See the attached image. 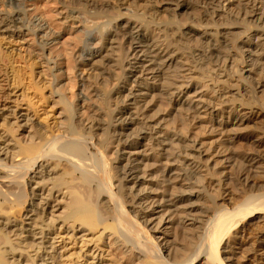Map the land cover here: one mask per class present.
<instances>
[{
    "label": "rangeland",
    "instance_id": "1",
    "mask_svg": "<svg viewBox=\"0 0 264 264\" xmlns=\"http://www.w3.org/2000/svg\"><path fill=\"white\" fill-rule=\"evenodd\" d=\"M245 1L214 0L215 4H211L206 0H0V16L20 12L24 25L21 27L24 34L16 29L11 33L0 32V80H5L1 81L2 85L6 82L0 93L4 95L2 99L6 106L26 114L25 129L31 131L24 133L16 124L9 125L7 120L0 119L1 137L26 144L37 132L46 140L51 134L63 130L60 128L62 125L71 122L75 132L86 138L88 152L95 155L93 148H96L104 154L114 185L120 181L124 161L119 159L126 157L120 153L125 141L130 144L136 142V150L126 151L138 152L135 158L139 162L134 164H139L138 175L147 182L136 186L134 193L158 196L168 191H164V169L169 163L179 164L171 160L174 159L172 151L176 145L155 146L148 137L137 139L141 124L151 123L161 134L197 138L212 151L210 156L195 160L197 177L201 178L203 186L186 180L182 182L178 177L171 181L180 190L200 193L187 201L193 208L190 214L197 219L202 214L208 217L212 211L235 207L248 191L252 194L262 192L257 187L264 183V179L261 180L264 171L261 167L264 165L257 163L255 169L256 164L253 166L255 162L252 163L251 159L256 161L264 157V63H253L251 57L264 54V0H248L259 2L253 13H248L250 8L244 5ZM133 15L143 17L136 23L144 36L155 39V45L160 49L173 51L177 60L161 69L153 79L139 73L135 74L137 77H131L129 72L132 53L124 31L127 23L133 24ZM99 23H107L105 28L113 32V48L102 49L106 43L102 40ZM39 27L47 28L49 35L46 40L40 38L42 32H39ZM87 32H90L88 38ZM42 43H47L44 47L48 48L39 55L38 47L43 46ZM213 48L220 54L211 62L205 55ZM90 49H99L101 54L87 61L85 52ZM180 68L185 70L180 73ZM174 71L179 75L175 77L176 81L167 85L165 78L169 73L174 75ZM188 84L203 89L200 101L191 89L187 90L188 96L181 98ZM146 85L153 88L148 95L141 98L128 96L129 92L136 94ZM212 89L224 91V105L214 98ZM178 99L199 102L206 110L193 115L189 107ZM127 108L134 113L131 115L134 124L116 135L113 131L118 128L114 120L118 117L119 121L124 120L120 110ZM219 109H222L220 115L217 114ZM220 123L227 125L222 127ZM56 162H40L48 163L44 164L45 168L53 172L50 180L39 185L45 192L53 187L52 183L70 181L69 170L63 163ZM140 167L144 168L143 171ZM98 168L99 164L95 168L99 173ZM244 170H252L251 177L254 180L259 178L258 186L253 188L250 183L239 180ZM32 174H26V186L21 189L27 196L29 188L37 182V179L30 178ZM57 187L54 189H59ZM29 199L30 196L24 201L29 202ZM55 199L58 202L60 196H55ZM129 200H126V208L131 209ZM104 201L99 197L95 204L106 213L109 210ZM24 205L23 209H10L12 217L20 220V215L28 209ZM43 207V204L37 205L36 211L43 213L44 224L58 219L60 209L49 215L45 211L49 210ZM166 215L165 211L157 212L139 221L152 222L147 229L156 243L164 246V240H167L180 248L181 242L175 239V235L176 228L180 226L177 220H183L184 215L171 216L167 223L162 224ZM110 222L104 220L93 228L77 222L89 229L86 236L73 231L72 235L71 232L60 233L55 243L60 254L54 264H135L131 263L137 262L135 255L130 251L122 253L107 237L108 229L102 230L104 224ZM258 225L255 230L237 231L230 247L224 253L220 250L221 256L226 258L225 264H260L259 258L264 254L257 251V243L263 230ZM171 243H166V246ZM93 250V255H97L94 260L90 257Z\"/></svg>",
    "mask_w": 264,
    "mask_h": 264
},
{
    "label": "bare ground",
    "instance_id": "2",
    "mask_svg": "<svg viewBox=\"0 0 264 264\" xmlns=\"http://www.w3.org/2000/svg\"><path fill=\"white\" fill-rule=\"evenodd\" d=\"M201 1L204 2L205 0ZM206 1H209L211 4L214 3V0ZM12 2L14 3V1ZM249 2L246 0L244 5L250 8L248 13H253L254 10H257L256 8H258L259 2ZM10 14V16H0V32L11 33L16 29L18 32L24 34L21 30V27L24 26L21 20V13L10 12ZM141 18L143 20V17H140V15L134 16L133 24L127 23L124 31L130 41L132 53L131 61L128 63L129 72L130 74L132 73L131 77H137L135 74L139 73L148 75L153 79L159 75L162 71L161 69L168 67L171 63H176L177 60L174 57L175 54H173V51L160 49L155 45V39L150 40L144 36L137 24ZM37 25L39 26V23ZM97 25L101 28L102 40H105L106 43V45L102 46V49L113 48L114 34L110 28H105L107 23H99ZM41 27L38 29L39 32H42L40 38L45 39L49 33L46 31L47 28ZM89 34L90 32H87V38ZM42 44L43 46L38 47L39 55L48 48L44 47L47 43ZM85 53L87 61L101 54L99 49H90ZM219 54L220 52L216 48H213L208 51L205 57L213 62L212 59L217 58ZM261 56H252V62L259 64L262 61L264 63V54ZM87 61L83 64L86 65ZM183 70L185 69L180 68L178 71L181 73ZM178 71H174V75L171 73L167 74L165 78L167 85L173 83L175 77L179 75ZM3 80H0V89L2 86L5 87L4 84L6 82L3 85L1 84ZM152 89V87L147 86L138 89L136 94L129 92L128 96H131V98L134 96L141 98L148 95V91ZM185 89L186 91L182 92L181 98L188 96V89L193 90L195 98L199 97L197 101H200V97L204 95L203 89H199L196 85L188 84ZM211 91L214 94V98L224 105V91L213 89ZM3 96L0 93V119L7 120L6 123H9V125L16 124L18 127H21V131L24 133H31L29 129H25L28 121L26 114L6 106L2 99ZM178 101L188 106V109L191 110L193 115H200L206 110L199 102L192 103L182 101L181 99H178ZM221 111L222 109H219L217 114L220 115L219 112ZM120 113L125 118L119 121L120 117H118L114 120L115 127L118 128L117 131H113L116 135L120 134L123 129H126V126L134 124L131 117L134 113L130 112L128 108L120 110ZM10 119L13 121H8ZM68 121L71 120L68 118ZM150 124H141L137 139L148 137L155 146L176 145V148L172 151L174 159L171 160L179 164L176 166V164L169 163L168 168L164 169L166 182L164 191L166 189L168 191L158 196L150 195L146 192L141 193L135 191L134 193L136 186L147 182L146 179L144 180V178H141L142 176L138 175L139 164H134L139 162L135 158L138 152L134 150L126 151V149H135L136 142L130 144L125 141L124 148L121 152L119 151L121 155L126 157L119 159V161L124 162L121 164L122 166L120 165V181L114 185L111 182L113 180L110 174L111 168L104 154L96 148H93V151L96 152L95 155L88 152L86 138L75 132L74 127L71 126V122L62 125L60 128L63 130L51 134L46 140L40 138L37 132H34L31 136L29 135L31 139L26 144L12 142L9 138L1 137V133L0 264H54L59 258L57 255L60 254L57 249L58 247L55 246L56 239L59 238L60 233L71 232L72 235L73 231L74 233L86 236V232L88 233L89 229L84 228L83 225L77 222L85 223L90 228H93L96 224L103 223L104 220L111 222L104 224L102 230L106 231L108 229L110 233L107 234V237L113 240V244H116V247L122 253L130 251L135 255L137 262L135 260L131 262L135 264L140 262L152 264H193L197 261H201L199 264H225L226 258L221 256L220 250L224 253L225 249L230 247V242L235 238L237 231L246 232L248 230H255L259 228H256L258 224L263 231L257 243V251L264 254V183L258 186L259 178L258 180H254L250 174L252 170H249L250 172L244 170V173L242 172L239 176V180L246 184L250 183V187L257 185V188L263 191L260 193L257 192L258 194H252L248 191L249 193H245L243 201L236 204L235 207L212 211L208 217L202 214L197 219L190 214L193 208L187 204V201L193 197H198L200 193L180 190L171 181L178 177L182 182L186 180L189 183H198L203 186L204 183L201 178L197 177L198 164L195 160L210 156L212 151L209 147H204V143L197 138H184L177 134L171 135L170 133L161 134L154 124ZM225 125L227 123L219 124L222 127ZM5 131L10 132L7 129ZM88 156L91 158L90 161L88 160ZM117 156L119 157V155ZM144 159L150 160L148 158ZM189 159L192 162H188ZM245 159L247 163V158ZM251 160L252 163L255 162L253 166L256 164L255 169L258 166L257 163H263L264 165V157L256 161ZM41 161H48V163L50 161H57L61 164L63 163L69 170V176H71L69 183L62 181L58 184L52 183L53 187L46 192L45 189H40L39 185L50 180V176L53 173L50 172L52 169L45 168V165L48 163L42 164L40 163ZM86 161H89L91 165ZM94 161L99 164V173L95 169L97 164ZM119 168L118 170L120 171ZM261 168V170H264V167ZM142 169L140 171H143ZM31 172L33 174L30 178H34V181L37 179V182H34L33 186L35 187L29 186L30 193H28V196H30V201L26 202L24 199L26 200L28 196L21 189L26 186H24L26 174ZM147 174L149 173L147 172ZM175 174L177 176L174 177ZM262 175L261 180L264 179V171ZM56 186L59 189H54ZM24 192L27 193L25 190ZM55 196H60L59 203L56 201ZM99 197L107 203V210L109 211L106 213L102 212L97 204H95V199ZM127 199H130L129 205L131 209L126 208ZM24 204L28 206V209L23 210L24 212L19 217L20 220L12 217L10 209L15 207L23 209L21 207ZM39 204L45 206L43 209L49 210V212L45 210L49 215H51L50 213L52 211L54 212L60 209L58 219H49L51 223L47 222L44 224L42 218L43 213L36 211L37 205L39 206ZM162 211L167 213L162 219V224L167 223L171 216L175 217L178 214L184 215L183 220H177V224L180 226L176 228L175 235V239L181 242L180 248H176L175 244L167 240H164V246L156 243L147 229V226L152 222L150 220L139 221L140 218L146 219L153 213ZM2 213H5V215H2ZM203 216L205 219H202ZM54 222L56 223L55 226L53 225ZM101 236L102 234H100V238H102ZM168 242L171 245L166 246ZM94 252L95 250L90 254L92 260L97 258V255H93ZM258 262L264 264V256L260 257ZM94 264H97V262Z\"/></svg>",
    "mask_w": 264,
    "mask_h": 264
}]
</instances>
